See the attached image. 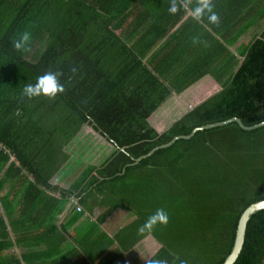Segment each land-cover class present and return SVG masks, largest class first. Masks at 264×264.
Returning <instances> with one entry per match:
<instances>
[{
    "label": "trees",
    "instance_id": "obj_1",
    "mask_svg": "<svg viewBox=\"0 0 264 264\" xmlns=\"http://www.w3.org/2000/svg\"><path fill=\"white\" fill-rule=\"evenodd\" d=\"M213 3L219 26L184 9L170 14L168 0H0V264L66 262L54 251L65 228L27 220L43 197L48 221L67 197L106 206L97 226L116 209L130 210L137 221L116 233L124 250L150 235L161 245L152 258L224 263L241 214L264 201V124L198 129L133 163L197 127L232 117L245 126L264 122V0ZM25 31L30 50L18 52L12 42ZM195 36L208 46L193 44ZM49 71L63 72V94L22 96ZM83 125L113 149L59 188L51 179ZM55 190L60 198L46 193ZM15 200L23 206L18 218ZM158 208L168 213L167 226L138 233ZM38 229L42 236L32 233ZM37 238L48 243L50 260L29 249ZM234 264H264V209L249 217Z\"/></svg>",
    "mask_w": 264,
    "mask_h": 264
},
{
    "label": "crops",
    "instance_id": "obj_2",
    "mask_svg": "<svg viewBox=\"0 0 264 264\" xmlns=\"http://www.w3.org/2000/svg\"><path fill=\"white\" fill-rule=\"evenodd\" d=\"M250 17V16H249ZM251 18V17H250ZM74 142L76 140H73ZM71 143H74V142ZM89 139L82 138L78 140L75 144L77 147H83L84 144L88 143ZM70 143V144H71ZM84 143V144H83ZM93 149L90 151L86 157H81L76 155H71L70 159L64 164L60 172L56 174L52 179L51 183L57 185L59 188L68 189L75 177L79 174L80 170L86 164H96L99 163L100 159L103 158L107 153H100L99 157ZM88 160V161H87ZM77 164V167L81 166V169H73V163ZM49 196H55L60 198L59 193L55 191L46 192ZM49 198L41 196L36 200L32 199V202L42 201L41 204H44ZM72 197H67L62 202L61 206L56 207L55 214L49 221L48 213L51 211V206H33L28 214V222L33 225H38L39 221L44 220V224L53 222V224L59 228H65L66 234H61L63 239H59L58 247H54L55 254H60L61 256L68 255L66 262L64 264H122L121 261L125 262L123 264H145V260L151 259L157 251L161 248V245L153 237L146 236L144 239L140 240L129 250H124L120 242L124 240L118 239L116 233L123 229V226L132 224L133 221H137L136 215L127 209H116L106 217L103 223L97 226V221L99 217L107 209L106 206H94V207H84L77 203V200ZM19 201V200H18ZM15 200L13 206V212L18 218L19 211L22 210L20 202ZM77 204V205H76ZM77 206H80V209H77ZM28 208V207H27ZM12 230V229H11ZM15 232L10 231L9 235L16 234ZM42 232V231H41ZM20 232V234H22ZM37 236H42L40 230L33 231ZM16 236V235H14ZM58 237V236H57ZM31 242H33V237L31 236ZM125 240H133L132 237H124ZM108 239H112L113 243L109 242ZM36 244L29 245L30 250H35L38 260L51 259L45 251L47 250L48 243H44L45 240L37 238ZM64 241L69 243L70 248L73 250L74 257H69V249L66 251V248H61L64 246ZM104 246H110L111 248L102 256H98L97 253L100 248ZM121 249V250H120ZM13 254L21 253L22 249L17 248L13 245V248L10 249Z\"/></svg>",
    "mask_w": 264,
    "mask_h": 264
},
{
    "label": "clouds",
    "instance_id": "obj_3",
    "mask_svg": "<svg viewBox=\"0 0 264 264\" xmlns=\"http://www.w3.org/2000/svg\"><path fill=\"white\" fill-rule=\"evenodd\" d=\"M168 12L172 15L177 14L181 9L189 11L192 18L197 22L207 21L208 24L219 26L221 19L219 14L215 11L213 0H168ZM193 4L195 5L193 7ZM30 33L25 31L12 42L13 48L18 52H27L30 49L27 47L30 41ZM193 44H203L208 46L207 41H202L199 36L192 38ZM77 69L73 68L72 72L75 73ZM63 72L49 71L39 75L35 83L26 84L22 91V96L27 99L35 97H46L49 100H54L59 94L66 91L65 85L61 83L60 77ZM17 115L20 113L17 112ZM169 223V215L163 208H158L153 214L149 215L146 221L139 226L138 233L144 234L145 232L153 231L157 225L167 226ZM145 264H169L164 259H147Z\"/></svg>",
    "mask_w": 264,
    "mask_h": 264
},
{
    "label": "water",
    "instance_id": "obj_4",
    "mask_svg": "<svg viewBox=\"0 0 264 264\" xmlns=\"http://www.w3.org/2000/svg\"><path fill=\"white\" fill-rule=\"evenodd\" d=\"M232 121L237 122L240 125V127L244 128V129H252V128H255V127H258V126L264 124V122H263L261 124H257V125H254V126H245L240 121V119H238L236 117H232L230 119H227V120H224V121H221V122H215V123H212V124H208V125H204V126H201V127H197V128H194L188 135L176 136L170 142H168L166 144H162L160 146H157L156 148H153L146 155H143L141 157H138V158L134 159L133 163H137L138 161H140V159L152 154L153 151H155V150H157L159 148L168 147L176 139H179V138H190L194 134V132L196 130H198V129L214 128V127H218V126H222V125L228 124V123H230ZM262 209H264V201H260L258 203H255V204L251 205L250 207H248L241 214V216L239 218V221H238V224H237V230H236V235H235V239H234V244H233L232 250H231L230 254L227 256V258L225 259L223 264H234V262L236 261V258L238 257V254L241 251L242 245L244 243L245 228H246L247 221L249 220V217L252 214H254L255 212H257L259 210H262Z\"/></svg>",
    "mask_w": 264,
    "mask_h": 264
},
{
    "label": "rangeland",
    "instance_id": "obj_5",
    "mask_svg": "<svg viewBox=\"0 0 264 264\" xmlns=\"http://www.w3.org/2000/svg\"><path fill=\"white\" fill-rule=\"evenodd\" d=\"M242 39L240 41V44L242 43ZM184 104V103H182ZM186 107H181L179 108V112H182L183 110H185ZM168 111L166 109H164V113ZM161 112H158V115H160ZM170 114V112L167 114V116ZM165 118V117H164ZM162 122V121H161ZM172 122L171 116L167 118H165V127L169 126V124ZM82 138H87L89 139L88 143L83 147H77L75 144L78 142V140H82ZM76 140L74 143H69L64 147V150L67 151L70 155H76L78 154L81 159L82 157H86L88 154H90V151L93 149H97L94 151V153L98 152V155L96 157L100 156V153H107L106 151H108L109 149H113L112 146L106 142L97 132L93 131L91 129V127L83 125L82 129L80 132L77 133L76 137L73 139ZM88 161V160H87ZM73 169H81V166L77 167V164L74 162L73 163Z\"/></svg>",
    "mask_w": 264,
    "mask_h": 264
},
{
    "label": "built area",
    "instance_id": "obj_6",
    "mask_svg": "<svg viewBox=\"0 0 264 264\" xmlns=\"http://www.w3.org/2000/svg\"><path fill=\"white\" fill-rule=\"evenodd\" d=\"M77 209L79 210L80 209V206H77Z\"/></svg>",
    "mask_w": 264,
    "mask_h": 264
}]
</instances>
